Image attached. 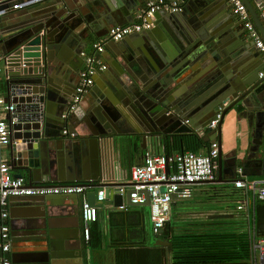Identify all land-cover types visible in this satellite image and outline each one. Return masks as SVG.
Listing matches in <instances>:
<instances>
[{
    "label": "water",
    "instance_id": "1",
    "mask_svg": "<svg viewBox=\"0 0 264 264\" xmlns=\"http://www.w3.org/2000/svg\"><path fill=\"white\" fill-rule=\"evenodd\" d=\"M143 1L140 0L139 5ZM242 1L264 41V26L256 10L250 0ZM189 8L183 6L179 12H160L168 16L169 22H173L191 10L199 19L197 24H202L205 32L197 31L187 39L176 31L168 30L160 37L164 50L158 56L150 54L153 44L160 41L158 37L147 35V39L140 36L145 31L127 35V38L140 37L132 45L125 38L119 40L125 47L115 54L114 67L109 64L105 70L95 74L105 86L98 91L89 90L96 99L93 111L80 118L75 115V107L66 117L61 116L62 121L57 109L63 105L65 112L68 107L75 87L71 75L79 67L59 51L70 49L74 57H82L80 47L74 49V45L77 35L86 44L93 31L90 17L99 20L107 30L115 22L122 24L123 17L95 0H35L28 6L13 9L10 17L14 18L11 29L14 33L3 39L4 24L0 23V88L4 93L3 101L13 104V109L5 111L9 134L5 148L8 164L17 170L14 176L27 177L29 185L38 184L41 180H50V184H82L89 189L86 200L91 205L99 203L95 200L94 189L104 185L105 198H112L115 205L123 203L124 198L129 204L128 188L122 193L119 184L99 180L102 176L100 157L103 141L105 148V140L111 137L105 120L117 122L124 118L126 110L141 123L144 139L154 141L171 133L196 132L198 128H207L219 106L222 110L217 126L208 129L201 137L204 141L216 139L219 142L217 177L223 182L233 181L237 165L243 170L253 166L249 161L257 160L259 146L263 149L260 163L264 167V73L258 76L260 70L241 62L245 48L234 29L230 28L232 22L226 12L223 14L219 3L195 0ZM61 12L64 14L61 17L63 23L54 18ZM157 14L159 11L152 15V19ZM201 21L203 23H198ZM166 25L167 29L171 27ZM250 44L254 45V42L249 41L248 46ZM257 54H260L259 51ZM97 55L101 56L102 52ZM174 80L178 86L171 88ZM96 82L95 78L93 85ZM215 88L217 90L213 92ZM105 100L111 103L107 104ZM50 106L55 107V111H51ZM230 110L244 116L261 138L243 158L237 156L236 150L228 155L220 148L223 117ZM58 122L59 132L51 131L50 126ZM63 129L67 132L61 133ZM83 149L89 151L93 172L89 175L86 172L90 165ZM62 159L64 169L61 176L59 165ZM69 161L74 167L71 174L67 172L72 165ZM255 173L262 174L259 170ZM76 196L36 194L8 197L13 201L22 199L21 205L35 206L27 209L25 214L20 213L21 220L9 228L10 237L15 234H38L12 238L15 241L13 246L20 240L25 251L14 256L16 258L11 264H60L63 261L68 254L64 251L65 233L56 218L61 217L68 206H74ZM67 199H70V204L66 203ZM142 204L149 205L147 195ZM33 240L42 243L37 244ZM80 242L79 237L74 239L70 248L76 249L82 260L84 254Z\"/></svg>",
    "mask_w": 264,
    "mask_h": 264
},
{
    "label": "crops",
    "instance_id": "2",
    "mask_svg": "<svg viewBox=\"0 0 264 264\" xmlns=\"http://www.w3.org/2000/svg\"><path fill=\"white\" fill-rule=\"evenodd\" d=\"M95 1L99 2L102 6L107 7V9H112L111 11L113 12H116L118 14L120 13L123 17V21H121L123 23L119 25H123L129 23L134 18L140 6L144 5L148 0H144L141 5H139V3H141L140 0ZM194 1L195 0H186L184 8H186L187 6L188 9H190L189 6ZM213 1L219 3L221 10H223V14L226 12L227 17L232 22L230 28L234 29L238 38L240 39L242 47L245 48V50L242 51L241 62L244 64H250L251 67H256L258 70L264 73V56L262 55V52H260L253 44H250L248 46L249 41L252 40L246 35L241 25L238 23V19L232 14L231 7L228 1ZM32 2H35V0H29L28 2H25L21 5V7L28 6ZM250 3L253 7V0H250ZM6 7V11L0 15V23L2 22L4 24V26L2 27L3 32L1 31L3 39L14 33V31L11 30L14 26V18L10 17L12 15L11 11L13 9L9 7V3ZM62 16H64V14H62L61 12V15L54 18L57 19V22L59 21L63 23L61 19ZM194 19L196 21H194ZM198 20L199 19L194 16V12L190 10L189 12L184 13L183 16H179L177 19L175 18V21L169 22L168 16L159 11V14H157L152 19V29L150 28L151 30L141 33L140 36H146L147 39H149L147 35H150L153 38L158 37V40L160 41L156 42V45L153 44L152 51L150 52L151 55L153 54L158 56L164 50L160 44L163 41L160 37H163L168 30H173L174 32L176 31L177 33L182 35L181 37H186L187 39L193 36V34L197 33V31L202 33L205 32L206 30H204L205 28H203L202 24H197ZM89 21L91 22L93 31L90 32L88 38L86 39L85 45L83 40H81V38L77 35L74 49L80 47V51L82 52V54H90L93 52L92 44L98 40L104 39V51L102 52L101 56L96 54V57L99 60L105 62L107 67L109 64L111 65V67H114L112 62L116 57L115 54L119 52L120 48L123 47L124 44H121V42L119 41L107 39V28L101 25L100 21L95 19V17H90ZM116 23L117 22L113 23L112 25H115ZM198 23L203 22L201 21ZM166 24H169V26H171L172 28L170 27L169 29H167L168 25ZM82 31L80 29V32H82V34H85V31ZM93 33L96 34L93 35ZM140 36H133L134 38H127L126 36L124 38L129 41V45H132V43H134V41H136ZM146 46H150V44H146ZM258 51L260 54H257ZM59 52L63 57L72 60L79 67L78 71L82 67H84V60L82 59L83 56L79 58L74 57L73 54H71L70 49H62ZM78 71L75 74L71 75L73 76L71 77L73 78L72 80L74 82L73 87L77 82ZM260 71H258V76ZM95 78L97 81L96 84H92L90 86L88 91L83 95L82 99L76 106L75 115H79L80 118L81 116L84 117L88 111V113H90V111H93L94 108L93 104L96 99L92 95V93L89 92V90L92 88L93 90L98 91L100 87L105 86L102 80L97 78L96 75L94 76V79ZM170 86L171 88H176L178 86L177 81L174 80L173 82H171ZM217 88L213 89V92H215ZM0 97H4V93L1 88ZM105 101L107 102V104L109 102L111 103V101L109 100ZM120 101L123 102V100ZM53 108L55 107L50 106L51 111H55V109ZM64 109L65 107L63 105L60 107V109H57L60 118V114L64 112ZM5 113L6 112H0V117L3 116L5 118ZM107 120H105V126L107 127V129H109L111 137L105 140L107 141L105 148L104 141L102 145V157H100L102 176L99 178L100 182H113L119 185H127V183L129 182L128 180L130 167L134 164L142 162L145 151L149 150L153 153H164L167 151L166 138L170 137L171 134H182L171 133L167 136H162V138L158 140L147 141V139L145 140L141 133V123L126 110L124 118H121L117 122L109 121L110 119ZM183 122H186V120H184ZM57 124H52L50 126V130L59 132L60 124L59 122ZM206 132V128H198V130L194 133L201 139V137L204 136ZM259 139L261 138L255 132V127H253V125L250 126L244 116H238L234 110H230L224 115L221 125L220 139V148L224 153L232 155V152L236 150L237 156L239 158H243L245 154L250 153V147L253 144H257V141H259ZM202 141L207 144L209 142L204 140ZM182 146L183 145H179L178 147L171 146V153L187 150L183 149ZM206 146L200 148L195 152L204 153L206 151ZM259 150L261 153L263 150L261 146H259ZM83 151L86 152L85 157L86 159H88L87 161L90 165L91 162L89 151L88 149H83ZM260 153L256 155V161H249V164L253 166L247 167L248 169L243 170L242 167L237 165L238 167L235 172V177H241L243 179L264 178V167H262V164L260 163ZM0 161H7V151L5 147L0 148ZM69 162L70 164H72L71 161ZM59 167L60 175L62 176V172L64 169L63 159L60 160ZM90 167L91 165L87 168V175L93 173ZM73 169L74 167L72 164L69 168H67V172L71 174L73 172ZM239 170L240 172H238ZM256 170H259L260 172H262V174L255 173ZM10 171L12 175L17 172V170L13 169L12 167H10ZM245 172H253V174H246ZM22 177L27 181V177ZM49 181L41 180L38 182L50 184ZM103 186L100 187L102 188ZM100 187L95 188V192ZM190 189L191 194L189 197H174L172 199L169 218L165 222L164 226L165 230L162 228L159 234H153L152 232V222L150 219L149 205L142 203L136 205H128L123 198V204L128 205V209L123 211L117 208V205L114 204L112 198H104L102 201H99L98 205H96V220L90 223V237L88 242H85L81 236V197L77 195L74 206H68L65 212L61 214L62 216L56 218L57 222H59L60 224L59 226H61L60 229H64L62 231L65 233V237H63V240L66 241V249H64V251L68 253L67 256L63 258V261L60 262V264H173L170 255L171 237L177 232H180L181 229H187V227L190 228V226L195 227L196 225L199 228H207L212 225V222L222 218L227 220H239L241 218L247 219L246 216L248 215L247 212L249 210H240L237 208V205L245 194L243 193V190L235 188L232 181L223 182L217 177V174H215L214 179L195 182L190 185ZM88 190L89 189L86 188V192ZM6 201V207L8 211L7 221L9 223V227H11V225H16V222L21 220L20 213L25 214L27 209L29 210V208L33 209V207H35L21 205L20 201H22V199L19 198H16L15 201L9 200V198H7ZM66 203L70 204V199H67ZM11 214L17 216L11 217ZM217 214H224L225 216H216ZM249 220L250 221L246 222V228L248 227V234L252 226L254 227L250 218ZM31 235L38 236V234ZM31 235L15 234L12 236V238ZM78 237L81 239L80 246L82 253L84 254L82 260L77 255V250L74 248H70L74 239ZM12 238L9 234V251L7 253H2L0 250V264L3 256L7 255L10 260L13 261V259L16 258L14 256L22 254V250H24L21 247L22 241L17 240L16 246H13L14 240ZM33 242L37 244L42 243L39 240H33ZM39 248L40 247H36V249Z\"/></svg>",
    "mask_w": 264,
    "mask_h": 264
},
{
    "label": "built area",
    "instance_id": "3",
    "mask_svg": "<svg viewBox=\"0 0 264 264\" xmlns=\"http://www.w3.org/2000/svg\"><path fill=\"white\" fill-rule=\"evenodd\" d=\"M29 0H0V15L3 14L9 3L12 9L20 8ZM186 0H148L136 12L134 18L123 25H112L107 30V39L119 41L132 33H141L152 26V15L158 11L179 12ZM232 14L238 19L243 31L254 42V46L264 56V41L255 27L251 16L242 0H227ZM260 21L264 26V1L253 0ZM105 40H98L92 44L93 52L82 54L84 67L78 71L77 82L74 87L72 99L62 117H66L73 110L83 95L93 84L97 72L106 69L105 62L99 60L96 54L104 51ZM1 62V54H0ZM1 70V67H0ZM263 72H259L261 76ZM13 109L12 103H5L0 97V112ZM222 107L219 106L214 117L210 120L206 130L215 128L221 117ZM66 129L62 133H66ZM9 142L8 123L0 117V148ZM219 154V142L213 139L208 142L204 153L191 150L178 152L153 153L144 152L141 163L134 164L129 170V182L120 185L119 191L129 189V204L143 203L145 196L149 198L150 219L153 234H159L169 218L172 199L187 198L191 194L190 185L195 182L212 180L217 169V157ZM240 172V170L238 171ZM233 186L243 190L245 194L237 208L240 210H252L255 200H264V178L243 179L236 177ZM36 194H77L81 197L80 218L82 222L81 236L85 242L90 237V223L96 220L97 206L91 205L86 200V187L76 182L72 183H38L29 185L23 177L12 175L7 161H0V250L7 253L10 249L9 223L7 221V198L12 195H36ZM105 198V187H100L95 192V200L102 201ZM127 204H118L120 210H127ZM1 264H11L10 258L5 255ZM249 264H264V236H257L254 227L249 230Z\"/></svg>",
    "mask_w": 264,
    "mask_h": 264
},
{
    "label": "trees",
    "instance_id": "4",
    "mask_svg": "<svg viewBox=\"0 0 264 264\" xmlns=\"http://www.w3.org/2000/svg\"><path fill=\"white\" fill-rule=\"evenodd\" d=\"M179 145H183V149L197 151L207 143L194 132L171 134L166 138V152L172 151L171 146ZM247 213V219L222 218L212 222L207 228L196 225L181 229L171 237L172 263L249 264V234L246 222L250 218L256 235L264 236V200H255L253 209Z\"/></svg>",
    "mask_w": 264,
    "mask_h": 264
},
{
    "label": "flooded vegetation",
    "instance_id": "5",
    "mask_svg": "<svg viewBox=\"0 0 264 264\" xmlns=\"http://www.w3.org/2000/svg\"><path fill=\"white\" fill-rule=\"evenodd\" d=\"M216 171H217V169H216ZM215 174H216V172H215Z\"/></svg>",
    "mask_w": 264,
    "mask_h": 264
}]
</instances>
